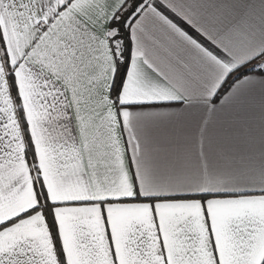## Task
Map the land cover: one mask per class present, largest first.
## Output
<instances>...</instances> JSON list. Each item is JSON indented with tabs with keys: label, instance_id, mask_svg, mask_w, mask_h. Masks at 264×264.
<instances>
[{
	"label": "snow or ice",
	"instance_id": "6c2138e0",
	"mask_svg": "<svg viewBox=\"0 0 264 264\" xmlns=\"http://www.w3.org/2000/svg\"><path fill=\"white\" fill-rule=\"evenodd\" d=\"M0 264H264V0H0Z\"/></svg>",
	"mask_w": 264,
	"mask_h": 264
}]
</instances>
